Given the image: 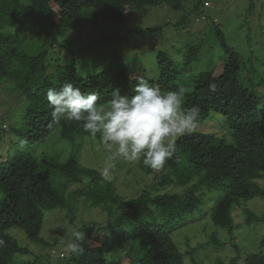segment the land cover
<instances>
[{
    "label": "trees",
    "instance_id": "16d2710c",
    "mask_svg": "<svg viewBox=\"0 0 264 264\" xmlns=\"http://www.w3.org/2000/svg\"><path fill=\"white\" fill-rule=\"evenodd\" d=\"M187 1L0 0V83H8L27 101L20 122L11 128L7 137L6 153H0V191L4 193L0 199V240L4 241L0 246V264H18L16 255L32 251L9 233L13 226L24 229L36 243L52 245L41 236V230L46 211L56 208L68 209L76 231L85 237L81 244L83 254L63 257L66 264H105L106 256L111 258V264H121L116 255L120 248L125 249L132 264H185V253L172 234L200 208L203 199L198 190L207 188L221 193L211 215L214 224L231 236L236 227V207L254 197L264 198V105L262 94L259 95L260 88L264 87V75L255 67L246 66L219 25L214 31L225 51L224 59L213 69L195 75L189 83L184 84L183 77L188 71L187 65L198 59L197 47L187 50L184 64L172 59L166 51H160V77L153 80L126 66L108 67L95 75L80 76L75 58L59 64L56 72L50 73L52 59L45 42L53 38L57 29L86 28L103 21L122 24L129 10L163 4L180 8ZM204 2L197 0L193 10L201 9ZM180 24H186V15ZM27 25L37 27L44 41L38 52L30 53L19 46L18 37ZM140 78L162 90L187 88L184 106L199 107V123L204 124L217 114L223 117L225 129L221 134L197 130L192 135L177 137L175 152L160 171L146 166L142 158L138 160L137 167L154 176L152 186L130 199L104 226V232L100 231L101 226L96 229L91 224L80 226L75 221L76 190H70V185L85 184L90 203L107 211L109 216L113 215V206L121 196L115 193L114 178L102 179L101 167L87 166L73 154L66 161L48 155L40 159L35 154L33 150L47 143L57 129L61 138L73 144L79 143V139L83 142L94 139L77 122L53 121L47 90H59L71 82L82 92L97 93L98 104L106 105L115 89L134 95L132 89ZM210 83L216 85V91L209 88ZM4 129L0 128V146L7 139ZM173 185L189 187L181 193L160 191ZM244 210L247 223L264 220V212ZM210 241L225 245L217 231H213ZM37 257L22 264H39L41 258ZM191 259L192 264H201L194 255ZM245 263L264 264V254L252 253ZM214 264L240 263L232 260Z\"/></svg>",
    "mask_w": 264,
    "mask_h": 264
},
{
    "label": "rangeland",
    "instance_id": "374dc122",
    "mask_svg": "<svg viewBox=\"0 0 264 264\" xmlns=\"http://www.w3.org/2000/svg\"><path fill=\"white\" fill-rule=\"evenodd\" d=\"M206 1L210 4L201 5L198 11L193 10L197 0H189L180 8L168 4L147 5L143 9L129 10L122 24L103 21L86 28L57 29L53 38L45 42L52 59L50 73H55L59 64H67L75 58L78 74L85 72L86 76L95 75L108 67L126 66L135 68L153 80L160 77V51H166L172 59L184 64L186 53L197 47L198 59L187 65L188 71L183 77V83H189L195 75L213 69L224 59L225 51L214 31L215 26L219 25L228 43L242 55L246 66L255 67L260 75H264V0ZM183 15H186V24H180ZM39 36L37 27L27 25L18 37L19 46L30 53L38 52L44 42ZM12 89L4 81L0 83V128L6 129V138L11 128L20 122L27 104L26 98ZM259 95L264 105V87L260 88ZM223 128V117L214 114L206 123H199L198 130L221 134ZM7 147L8 138L0 146V153H6ZM33 151L40 159L48 155L62 161L73 154L81 163L98 168H104V159L108 155L99 144V139L88 138L85 142L79 139V143L73 144L61 138L58 129L50 135L47 143ZM112 163L114 167L110 170V180L114 178L112 182L116 188L115 193L121 196V200L113 206V215L109 216L107 211L90 203L85 184L70 185V190H76L74 212L75 221L80 226L91 224L95 229L101 226L100 231L104 232V226L121 212L123 206L140 195L146 187H151L155 181L154 176L137 167V161L115 160ZM188 187L173 185L160 191L181 193ZM197 193L203 199L200 208L188 216L186 222L172 234L180 250L185 253V264H192V255L201 264H214L218 261L228 263L232 260L246 264L248 255L264 254V220L249 224L244 210L249 208L256 214H262L263 197L251 198L236 207V227L231 236L225 229L214 224L211 215L212 207L221 193L207 188ZM3 197L4 193L0 191V199ZM75 227L68 209L61 208L47 210L44 217L41 236L51 241L52 245L36 243L21 227H11L9 233L32 250L28 254L16 255V262L22 264L24 261L36 260L38 255L42 259L39 264H66L63 257L70 253L65 248L72 238L71 233L76 231ZM213 231L220 234L225 245L210 241ZM116 255L121 264H132L124 248L118 249Z\"/></svg>",
    "mask_w": 264,
    "mask_h": 264
},
{
    "label": "clouds",
    "instance_id": "9594fccd",
    "mask_svg": "<svg viewBox=\"0 0 264 264\" xmlns=\"http://www.w3.org/2000/svg\"><path fill=\"white\" fill-rule=\"evenodd\" d=\"M209 88L216 91L215 84L210 83ZM132 91L135 94L130 96L115 89L106 105L98 104L97 93L82 92L71 82L46 93L53 121L77 122L92 138L99 137L108 153L101 173L104 180L110 179L115 160L136 162L142 158L152 170H162L175 152L176 138L192 135L199 128V107L184 106L187 88L162 90L140 78ZM24 146L22 141L21 148ZM71 237L65 251L82 255L85 237L79 231H73ZM105 264H111L110 257H105Z\"/></svg>",
    "mask_w": 264,
    "mask_h": 264
},
{
    "label": "built area",
    "instance_id": "2783aa9c",
    "mask_svg": "<svg viewBox=\"0 0 264 264\" xmlns=\"http://www.w3.org/2000/svg\"><path fill=\"white\" fill-rule=\"evenodd\" d=\"M206 5H209L210 3L208 1L205 2Z\"/></svg>",
    "mask_w": 264,
    "mask_h": 264
}]
</instances>
